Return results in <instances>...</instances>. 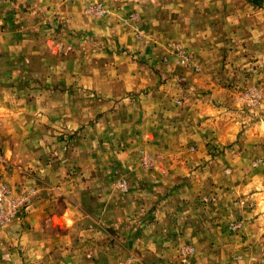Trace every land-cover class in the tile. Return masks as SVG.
Masks as SVG:
<instances>
[{
	"label": "rangeland",
	"instance_id": "374dc122",
	"mask_svg": "<svg viewBox=\"0 0 264 264\" xmlns=\"http://www.w3.org/2000/svg\"><path fill=\"white\" fill-rule=\"evenodd\" d=\"M93 1L0 0V264H264V0Z\"/></svg>",
	"mask_w": 264,
	"mask_h": 264
},
{
	"label": "built area",
	"instance_id": "2783aa9c",
	"mask_svg": "<svg viewBox=\"0 0 264 264\" xmlns=\"http://www.w3.org/2000/svg\"><path fill=\"white\" fill-rule=\"evenodd\" d=\"M86 1L92 8L99 7L98 4L94 3L93 0H80ZM25 205V197L20 196L16 199H12L9 195L7 186L0 183V223L8 221L13 217L19 210L20 206Z\"/></svg>",
	"mask_w": 264,
	"mask_h": 264
},
{
	"label": "crops",
	"instance_id": "0c3cea01",
	"mask_svg": "<svg viewBox=\"0 0 264 264\" xmlns=\"http://www.w3.org/2000/svg\"><path fill=\"white\" fill-rule=\"evenodd\" d=\"M0 46H6V45H4V43H1V45ZM8 46V45H7ZM9 47H12V48H14V44L13 43H11V44H9ZM46 204L47 203H36L35 205H36V207L41 211V213L42 212H44V208L46 207ZM38 212V211H37ZM34 215V214H33Z\"/></svg>",
	"mask_w": 264,
	"mask_h": 264
}]
</instances>
